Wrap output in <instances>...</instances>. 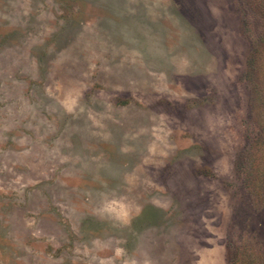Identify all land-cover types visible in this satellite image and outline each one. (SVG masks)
<instances>
[{"label": "rangeland", "instance_id": "rangeland-1", "mask_svg": "<svg viewBox=\"0 0 264 264\" xmlns=\"http://www.w3.org/2000/svg\"><path fill=\"white\" fill-rule=\"evenodd\" d=\"M0 264H264V0H0Z\"/></svg>", "mask_w": 264, "mask_h": 264}]
</instances>
